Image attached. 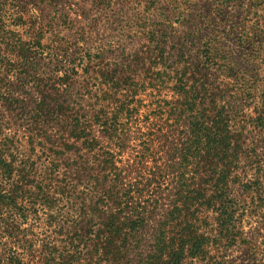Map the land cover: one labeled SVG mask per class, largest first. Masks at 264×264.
<instances>
[{"label": "trees", "instance_id": "obj_1", "mask_svg": "<svg viewBox=\"0 0 264 264\" xmlns=\"http://www.w3.org/2000/svg\"><path fill=\"white\" fill-rule=\"evenodd\" d=\"M69 1L0 0V264H264V0Z\"/></svg>", "mask_w": 264, "mask_h": 264}, {"label": "rangeland", "instance_id": "obj_2", "mask_svg": "<svg viewBox=\"0 0 264 264\" xmlns=\"http://www.w3.org/2000/svg\"><path fill=\"white\" fill-rule=\"evenodd\" d=\"M210 0H199V3L201 4V7L203 4H206V6H209L208 3H209ZM248 0H233L231 3L228 2V7L226 8L227 11H228V21L232 20L233 17L231 16V13L232 14H235L239 19L240 18H245L246 17V9L245 8H241V7H245L247 6L248 4H246ZM251 1H261V0H251ZM206 2V3H205ZM240 2H244L243 6H241ZM116 4H120V0H116L115 1ZM69 6H67V11H70L73 13V15H77V13L79 11H81V8L80 7H84L86 9V7H90L92 8L93 6L91 5V0H70L69 1ZM140 13H141V8L138 10ZM143 14V13H141ZM152 18H155V21L157 22H160L162 20L161 18V12L160 10H153L152 12ZM170 15V14H169ZM247 22L248 23H252L253 24V21L254 19L249 16L247 19ZM251 24V25H252ZM174 25L177 26V30L181 31L182 27H180V25H178L177 23H175ZM180 27V28H179ZM107 33H108V30H106ZM106 31H102V34L103 36L106 35ZM169 41H173V37H172V34H171V38L168 39ZM108 59H115L114 57H107ZM143 112V111H142ZM245 112L247 115H250V110L248 109H245ZM156 120H154L155 122ZM143 129H145V126H143V124L141 123ZM164 125V131H171L172 129H170L169 126H166L167 124H165V122L163 123ZM129 137L126 141V144L124 145V148L122 149V151L120 152H117L115 157H116V160L119 161L118 164L120 166H123L124 164H127L128 162H132L136 156L141 152V145L139 144V139L137 138L138 136V132H137V129L136 127H130V131H129ZM174 135V138H178L179 137V133H178V129H175L174 130V133H171ZM179 134V135H178ZM263 139H264V134H263ZM162 142L163 141H155L153 146H154V149L155 151L158 152V155H161V156H164L165 154V149L162 147ZM108 145H110L109 143H107L106 141L103 143V146L106 148V147H109ZM112 148H117V147H114L112 146ZM45 153H42L43 151L41 150V148L39 146L36 147L35 149V152L32 154V159L36 160V161H39V162H46L47 161V157L50 153V151H46L44 150ZM61 159L63 158L60 157ZM262 159H263V163H264V154H262ZM126 172H129L126 174V179L127 181L132 179V177L135 175L134 172L132 171H126ZM260 218H257V216L255 218H252L250 220H247L246 223H244V231L247 232V234L249 236H253V234L255 235V229L258 228V226L260 225ZM152 224L149 225L148 229H150V226ZM39 227V226H37ZM37 232L39 234H41L42 236V239L46 236V235H49V232H46L44 230V228H39L37 229ZM147 238L148 236L145 235ZM259 241H263L264 237L261 236L259 237ZM260 250H264V247H260ZM37 251L34 249V252ZM264 252V251H263ZM211 253L214 255V256H218V255H226L227 256V259H229V261H231V263L233 264H244L246 263L248 260H247V251L246 249L242 248V245L240 246H234L232 248H229L228 250H225L222 248V246H219L217 249L211 251ZM38 259L37 257V252H35V255L33 258H31L32 261H36ZM230 263V264H231ZM31 264H34L33 262ZM256 264V263H255Z\"/></svg>", "mask_w": 264, "mask_h": 264}]
</instances>
